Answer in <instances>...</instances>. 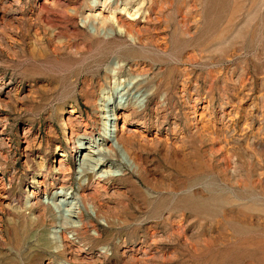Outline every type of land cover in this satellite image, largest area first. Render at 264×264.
Wrapping results in <instances>:
<instances>
[{"label":"rangeland","instance_id":"1","mask_svg":"<svg viewBox=\"0 0 264 264\" xmlns=\"http://www.w3.org/2000/svg\"><path fill=\"white\" fill-rule=\"evenodd\" d=\"M101 4L0 0V264H264V0H119L139 19ZM101 9L134 36L83 24ZM115 74L147 97L126 124L138 168L118 153L120 175H80L73 140L101 138ZM58 153L96 209L62 242L26 203L60 190Z\"/></svg>","mask_w":264,"mask_h":264},{"label":"bare ground","instance_id":"2","mask_svg":"<svg viewBox=\"0 0 264 264\" xmlns=\"http://www.w3.org/2000/svg\"><path fill=\"white\" fill-rule=\"evenodd\" d=\"M90 1L93 9H97L101 3V5H109L110 7L116 4V7L119 8L120 11L125 12V14L127 13V16L130 15L131 19L133 17L135 19L138 18L141 11L140 7H135L132 11L127 5L123 6L119 4V0ZM136 22L137 20L126 24L123 17L117 15V12L112 11L107 14L104 9H101L96 14H89L86 17H83L84 25H92L95 33H98L101 29V32L104 34L125 32L134 36V30L132 27ZM106 82L107 83L101 87L100 96L95 102L97 104L96 107H98V110L100 111L99 118L102 125V130L100 132L101 138L98 139V141L94 134L89 137L85 133H76V139L73 140L74 144L77 146L76 161L78 173L80 175L90 173L92 177H97L99 179H109L120 175L119 169L115 168L107 161L108 158L117 157L118 153L120 155L123 154L128 158L129 165L138 168L136 159L131 154L130 146H132L134 141L144 137V135L141 133V130L129 129L126 124L130 121L132 113L143 110L147 104V97L139 92L140 90L133 92V90H131L132 88H130V82L119 79L117 74L109 77ZM183 91L185 92V86ZM115 93H117L116 98L114 96ZM206 108L208 107L204 108L201 116L205 113ZM71 112H75V110L73 109ZM194 116L196 117L197 115ZM138 142H140V140ZM58 154L62 156L58 161V166L55 167V170L59 173L58 175L61 178V181H63L60 190H55L51 195L45 197V199L35 196L36 201H33L29 198L26 203H30V205L42 203L55 212L57 219L52 228V234L55 239L62 242L67 238L66 230L68 228H71L76 232L84 231L86 229L84 211H91L96 214V209L91 203L87 204L81 197L65 190V181L68 178L66 179L67 176L64 173V163L68 159L67 155L64 153ZM39 164L41 165V168L45 167L43 158L40 160ZM32 194H34L33 191L31 195ZM0 195L1 198L3 196L4 198H7V193L5 191L0 192Z\"/></svg>","mask_w":264,"mask_h":264}]
</instances>
